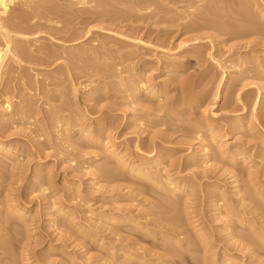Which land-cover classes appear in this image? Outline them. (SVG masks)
I'll return each instance as SVG.
<instances>
[{"label": "rangeland", "instance_id": "rangeland-1", "mask_svg": "<svg viewBox=\"0 0 264 264\" xmlns=\"http://www.w3.org/2000/svg\"><path fill=\"white\" fill-rule=\"evenodd\" d=\"M64 1H58L60 8L56 6L59 10L56 6L50 10L47 9L50 12L45 11L46 14L41 15L44 16L42 21L40 18L30 21L28 14L31 13L29 11L25 13L27 11L19 5L12 6L8 14L9 18L16 17L14 20L16 22L13 21V23H18L19 26L23 24L22 26L25 25V27L32 26L40 19L38 22L42 23L43 29L41 27L33 29L32 32L29 31L30 34L23 32L25 35H22L25 37L28 35V39H22V41L18 38L12 46L13 48L23 46L26 50H30H28L29 53L25 50L16 62L9 58L6 61V67L4 65L1 70L4 74V84L0 88L7 92L12 104L11 112L12 107L16 110L17 106L20 109H17L18 111L22 112L24 107L28 111L24 108L22 116L25 118L21 120L22 122L20 121V126L7 128L4 131L6 135L2 137L3 141H10L3 143L2 146L7 153L5 150L0 151V209L3 207L7 209V211L3 209L5 213L0 216V222L7 221L5 225H0V246L7 247L0 249V263L7 264L11 260L14 264H19L20 261L23 264H126L127 262L142 264L140 260H131L133 263L129 261L124 254L128 252L144 258L147 264H179L181 260H185L183 264H201V260L203 261L205 257L202 255L201 251H203V253L209 252L205 254L209 257L208 259H212V261L209 260L210 264H234V262L264 264V248L254 254L252 253L254 245L246 249L241 248L240 245L237 246L240 241H243L239 235L244 232L246 236L251 231L247 228L248 224L242 225L243 218L247 223L254 222V226L262 230L264 235V22L260 19H253L254 21L250 19L252 22L250 27L249 22L245 24L243 20L244 24L241 20L236 22L219 19L216 25L209 23L211 28L189 32L182 30L185 24L172 27L166 23H157L155 20L148 21L145 17L146 12L140 15L137 8L139 5L137 2L144 0H135L137 2L128 0L129 4L133 2L130 5L127 4V0H107L108 2L90 0L93 4L89 3L88 6H82L79 0ZM122 4L125 6V11ZM209 6L212 8L213 3ZM68 7L72 8L68 10ZM132 7L136 8L135 12H133L135 8L132 9ZM246 7V3L239 6L244 16L250 15L253 11ZM21 8L23 10H20ZM84 9L87 10L83 11ZM99 9L104 10V13ZM106 10L110 13L108 14ZM131 11L135 14L139 12L138 15L134 14L138 22L134 18V20L130 19V16H133ZM121 14L125 15L126 19ZM85 15L89 18L87 19ZM119 15L120 19L117 18ZM142 15L147 19L144 18L146 21ZM83 16L88 21L82 18ZM97 16H101L100 19ZM137 17H142L144 21ZM212 17L215 16L212 15ZM94 18H97L94 20L96 22H93ZM24 19L26 22L29 21L26 23ZM81 19L89 24L82 22ZM89 20H92V23ZM224 20H228V24ZM238 21L242 23V27ZM254 22L257 25H254ZM238 24L243 29L242 33L239 32L241 29ZM232 25L233 28L238 27L233 31ZM254 26H258L257 28L263 26L256 29L260 33L254 29L256 28ZM218 27L223 29L219 31ZM243 27L249 29L244 30ZM136 28L139 29L136 31L140 32L139 34H134ZM238 28L241 34L235 33ZM162 29L166 35L171 36H169L171 44L163 45L156 40ZM34 30L38 31L34 32ZM12 34L14 37H20L15 32ZM130 35H136L137 39L142 38L144 43L133 42L136 36L132 37L133 39L130 37L128 41L127 36ZM196 37L199 40L190 42L189 45L179 49L181 42ZM130 40L133 43H130ZM2 43L3 40L0 41L3 47ZM29 44L33 45L32 48H29L31 47ZM39 47H45L47 53L53 52L54 57L51 56L47 63L43 62L40 57L46 56L36 51ZM174 49L178 52L176 55L171 54V50ZM135 51L151 61L141 67L136 66L137 73L146 75L145 79L149 80V82L146 81L148 82L145 85L146 89H154L151 96L141 92L138 96L130 94L131 96L128 97L127 87L131 85L130 83L133 84L135 78L130 81L132 75L128 72H123L120 75L121 78H117L115 74L118 69H123L131 62L137 61L130 57L131 60L125 62L126 65L122 62L125 60L122 59L123 55L129 52L135 57ZM68 52H70L69 55ZM56 57H58L57 61H55ZM79 57L82 59L79 60ZM75 58L78 59L79 65L69 62V59L76 60ZM160 59L164 63L167 59L178 60L183 66L175 72L166 73V70L163 71L158 64ZM119 60L121 62H118ZM139 64L142 65L141 62ZM179 81L183 84L181 85ZM5 82L6 89L2 88L6 85ZM123 94L126 97H123ZM94 98H97V101ZM2 101L4 97L0 98V111L3 110ZM92 105L96 106L94 110ZM143 116L145 119L142 118ZM99 127L105 134L102 135ZM207 129L210 132H206ZM198 131L199 134L208 133L207 135L212 132V136L215 135L217 138L215 136L214 138L217 140L226 141L227 145H223L228 151L237 154L242 150L244 156L238 155L236 161L233 159L234 162L228 159L223 160L216 153L215 156V151L213 152L209 147L210 143L216 145L217 140L210 135L209 138H212L208 139L211 142L205 139L208 136L204 138L202 135L203 137L197 138L195 132ZM159 134L172 139L168 138L170 142L162 144L170 149L168 155L171 154V157L168 167V161L165 160L167 162L163 170L165 172H162L164 179L161 180L164 182L174 180L175 184H183L185 188L184 194L179 195L180 199L174 196L177 200L172 198L173 201H180V204L182 199V205L179 206L177 203V206L173 205L176 207V212H173L172 206L169 207L171 211L169 209L168 211L167 207L163 210L159 204L157 206L159 201H155L156 194L147 193V189L151 186L149 188L151 190L153 184L137 179L118 162L122 157L128 162H140V154L149 157L152 153L150 142L151 140L160 141ZM106 145L111 146V151H115L120 157H111ZM161 147L159 146L155 151H160L159 154L165 157L163 154H167L169 150ZM205 148H208L209 152L205 151ZM206 153L212 155L208 154V156ZM206 160L208 162H205ZM191 162L197 165L192 166ZM104 169L108 170L105 171L109 175H112L110 169L115 172L118 170V174L104 175ZM204 171L208 174L205 178L202 174ZM119 172L122 173L119 174ZM247 176H249L248 179ZM172 186L174 187V184ZM139 188H142L144 193L137 191ZM164 194L170 195L164 192L163 197L162 195L158 197L162 199L165 197L164 200H168ZM217 194L219 195L216 196ZM154 201L156 205L151 204ZM13 205L22 210V218L17 216L18 213L14 214L6 208ZM220 205L224 206H221L224 211ZM122 209H129L132 214L129 215L135 218L137 223H141L144 229L134 223L108 221L112 213H119ZM186 210L192 213L189 219H187L189 216H185L188 215ZM177 218L180 222H183L181 219L185 220V218L195 222L190 226L184 223L186 220L183 222V227L185 225L186 229H182L184 234H177V237L181 239V241L178 239L181 242L179 244L169 237L162 238L159 235L155 237L145 230L147 228L159 231L157 229L159 227L155 226L157 224L154 225L151 222L155 219H164V221L160 220L164 224L170 223L173 219L172 221L176 220V222L171 221V223L177 226ZM195 225H198L197 228H194ZM230 226H233V229ZM10 228L15 233L12 231L9 233ZM199 230L198 235L203 236L204 243L208 242L206 246L203 245L206 248L200 246L199 239H195L198 238L196 233ZM9 234L13 235L9 237ZM195 235L197 237H194ZM12 237L16 241L12 242L14 240ZM188 238L193 241L190 239L187 242ZM260 241L259 243L264 247L263 242ZM170 242L172 246H169ZM193 243L196 247L191 246ZM9 245L12 248L9 249ZM178 245L183 246L182 249L185 248L184 256L181 253L182 249L179 251L180 248H177ZM175 246L176 248H172V251L177 249L179 258L181 255L182 257L174 258L173 263L171 261L173 258H169L171 255L168 253L171 251L170 248ZM195 249H199L201 254L199 252L195 254ZM224 252H226L225 257ZM191 253L197 255L195 258L200 263H196L194 259L195 262L190 261ZM208 254L211 255L208 256ZM227 255L234 256L233 262L227 260L228 262L224 263L223 259L226 260ZM12 256L15 258L12 259ZM3 259L6 261H2Z\"/></svg>", "mask_w": 264, "mask_h": 264}, {"label": "bare ground", "instance_id": "bare-ground-1", "mask_svg": "<svg viewBox=\"0 0 264 264\" xmlns=\"http://www.w3.org/2000/svg\"><path fill=\"white\" fill-rule=\"evenodd\" d=\"M58 1L59 0H0V41H2L3 40V43L2 44H4V46L2 47L1 45H0V86L2 85V84H4V80H3V73L1 72V70H3L2 68H4V65H5V67H6V61L10 58L11 60H15L14 62H16V61H19V60H17V59H19L20 57H21V55L24 53V51L26 50L23 46H18V47H15V48H13V46H12V44H13V42L16 40V39H18V40H27L28 38V35L25 37V36H23L22 34H24L23 32H28L29 33V31H31L32 32V30L33 29H37V28H39V27H43V25H42V23H40V22H38L40 19V21H42V19L44 18V16H41L45 11H47V12H50V11H48L47 9H49L50 10V8H54L56 5L58 6ZM62 1V0H61ZM64 1V0H63ZM66 1H68V0H66ZM71 1V0H70ZM92 1V0H91ZM90 0H79V3L80 4H82V6L83 5H89V3H91V4H93L92 2H91ZM107 1V0H106ZM105 1V2H106ZM110 1V0H109ZM125 1V0H124ZM124 1H122V2H124ZM128 1V0H127ZM130 1V0H129ZM129 1H128V3L127 4H129ZM133 1V0H132ZM135 1V0H134ZM65 2V1H64ZM76 2H78V1H76ZM102 2V1H101ZM108 2V1H107ZM113 1H111V3H112ZM121 2V1H120ZM121 2V3H122ZM135 2H137V1H135ZM63 3V2H62ZM68 3V2H67ZM111 3H109V4H111ZM121 3H119V4H121ZM133 3V2H132ZM132 3H130V4H132ZM138 4H136V5H138L137 6V8L139 9V11H140V15H141V13L142 12H146L145 13V17H147L148 18V21H151V20H155L157 23H166V24H169V26H180V25H182V24H185L183 27V29L182 30H184V31H197V30H203V29H206V28H211L210 27V22H212V23H216V21L217 20H219V19H228L229 21L230 20H235L236 22H237V20H241V22H242V20H243V22H245V24L247 23V22H249V26L251 27V25H250V23H252L251 21H250V19L252 20V21H254L253 19H260V21L262 20L263 22H264V0H242V1H238V0H144V1H141V2H137ZM200 3H202V4H200ZM212 4L213 3V6L215 7H213L212 6V8H214V10L212 9V8H210V6H209V4ZM243 3H246L247 4V7H249L250 9H252L253 11L251 12V14L250 15H245L244 16V13H243V10L241 11V10H239V6L240 5H242ZM72 4H73V2H72ZM76 4V3H75ZM109 4H107V5H109ZM116 4V3H115ZM129 4V5H130ZM134 4V5H135ZM15 5H19L20 7H22L23 9H24V11L26 10L27 12H25V13H28V11L32 14H28V15H30L28 18H29V20L31 21V20H36V18H40V19H38V21L37 22H35L32 26H29V27H25V25L24 26H19V24L17 25L16 23H13V21L14 20H16V17H13L12 15H10V16H12V18H9V16H8V14H9V11H10V9H11V7L12 6H15ZM96 5H98V4H96ZM112 5V4H111ZM114 5V4H113ZM123 5V4H122ZM121 5V6H122ZM124 5H125V3H124ZM123 5V6H124ZM57 6H56V8H57ZM68 6V5H67ZM76 6V5H75ZM100 6V5H99ZM103 6V5H102ZM119 6V5H118ZM120 6V7H121ZM133 6V5H132ZM171 6V7H170ZM244 6H245V4H244ZM59 7V6H58ZM76 7H78V6H76ZM90 7V6H89ZM89 7H88V9H89ZM92 7H94L93 5H92ZM91 7V8H92ZM96 8H97V6H95ZM116 8H117V6H115ZM127 7V6H126ZM129 7V6H128ZM222 7V8H221ZM229 7V8H228ZM246 7V8H247ZM20 9V10H23V9ZM55 8V9H56ZM60 8V7H59ZM59 8H57L58 10H59ZM69 8L70 7H68V10H69ZM72 8V7H71ZM70 8V9H71ZM80 8V7H79ZM84 8V7H83ZM90 8V9H91ZM100 8V7H99ZM102 8V7H101ZM109 8V7H108ZM113 8V7H112ZM125 8V6L123 7V9ZM135 8V7H134ZM133 7H132V9H134ZM176 8H177V10H176ZM216 8H218V10L219 9H222V10H225L224 12H219ZM233 8V9H232ZM51 9V10H52ZM66 9V8H65ZM75 9V8H74ZM78 9V8H77ZM119 9H121V8H119ZM130 10H131V7L129 8ZM137 9V10H138ZM179 9V10H178ZM212 9V10H211ZM57 10V11H58ZM67 10V11H68ZM76 10V9H75ZM74 10V11H75ZM81 10V9H80ZM85 10H87V9H84L83 11H85ZM96 10V9H95ZM94 10V11H95ZM101 9H99V11H100ZM231 10V11H230ZM54 11V10H53ZM53 11H51V13L53 12ZM96 11H98V10H96ZM104 11V10H103ZM102 10L100 11V12H103ZM107 11V13H108V10H106ZM124 11H125V9H124ZM129 11V10H128ZM136 11V8H135V10L133 11V12H135ZM23 12V11H22ZM56 12V11H55ZM75 12H77V11H75ZM82 12V11H81ZM88 12V11H87ZM90 12V11H89ZM93 12V11H92ZM113 12V11H112ZM114 12H115V10H114ZM113 12V13H114ZM130 12V11H129ZM132 12V11H131ZM132 12V13H133ZM247 12V11H246ZM57 13H59V14H61L60 12H57ZM56 13V14H57ZM74 13V12H73ZM77 13H79V12H77ZM85 13V12H84ZM95 13V12H94ZM104 13V12H103ZM106 13V15H108ZM117 13H119V12H117ZM117 13H115V14H117ZM121 13H123V12H121ZM125 13H127V12H125ZM137 14H135V13H133L132 15L133 16H130V19H132V20H134V19H136L135 17H134V14L135 15H138L139 14V12H136ZM46 13H44V15H45ZM53 14V13H52ZM51 14V15H52ZM55 14V15H56ZM66 14H68V12L66 13ZM71 14H72V12H71ZM80 14V13H79ZM85 14H89V13H85ZM90 14H92L91 12H90ZM98 14H99V12H98ZM112 14V13H111ZM128 14V13H127ZM47 15H49V14H47ZM70 15V14H69ZM73 15V14H72ZM82 15H84V14H82ZM105 15V14H104ZM122 15V14H121ZM129 15H131V13L129 14ZM139 15V16H140ZM212 15H214L215 17H212ZM52 16H54V15H52ZM56 16H58L59 17V15L57 14ZM87 15H85V17H86ZM92 16V15H91ZM90 16V17H91ZM94 16V15H93ZM109 16H111V15H109ZM123 17L125 16V15H122ZM127 16V15H126ZM143 16V19L145 18L144 17V15H142ZM47 18H48V16H46ZM45 17V18H46ZM71 17V16H70ZM75 17H76V15H75ZM78 17H79V15H78ZM85 17L83 16L82 18H84L85 19ZM94 17H96V16H94ZM99 16H97V18H98ZM101 17V16H100ZM100 17H99V19H100ZM114 17V16H113ZM243 17V18H242ZM251 17H253V18H251ZM18 18V17H17ZM66 18H68V17H66ZM80 18V17H79ZM89 18V16H87V19ZM93 18V17H92ZM96 18V19H97ZM112 18V17H111ZM118 19H120L121 17H120V15L117 17ZM117 18H115V19H117ZM125 19H126V17H124ZM134 18V19H133ZM137 18H140V17H137ZM19 19V18H18ZM21 19V18H20ZM54 19V18H53ZM52 19V22L55 20H53ZM75 18H73V20H74ZM83 19V20H84ZM87 19H85V20H87ZM95 18L93 19V22H96V21H94V20H96ZM114 19V18H113ZM114 19V20H115ZM117 19V20H118ZM128 19H129V16H128ZM127 19V20H128ZM140 19H142V17L140 18ZM142 19V20H143ZM146 19V18H145ZM144 19V20H145ZM29 20H27V22L29 21ZM47 20V19H46ZM49 20V19H48ZM47 20V21H48ZM72 20V19H71ZM71 20H69V21H71ZM72 20V21H73ZM113 20V21H114ZM141 20V21H142ZM143 20V21H144ZM147 20V19H146ZM145 20V21H146ZM227 20V21H228ZM244 20H246V21H244ZM12 21V22H11ZM24 21L26 22V20L24 19ZM57 21V20H56ZM66 21V20H65ZM81 21H82V19H81ZM88 21V20H87ZM90 22L92 21V20H89ZM140 21V20H139ZM155 21H154V23H155ZM213 21H215V22H213ZM223 21V20H222ZM227 24H228V22L226 21V20H224ZM234 21V22H235ZM259 21V22H260ZM14 22H16V21H14ZM23 22V21H22ZM25 22H24V24H25ZM26 22V23H27ZM45 22V21H44ZM44 22H43V24H44ZM49 22H51V21H49ZM82 22H85V23H87L86 21H82ZM136 22H138V20L136 19ZM219 22V21H218ZM224 22V23H225ZM233 22V21H232ZM231 22V23H232ZM238 22H240V21H238ZM240 22V24H238V26L240 25L241 27H242V23ZM262 22V23H263ZM47 23V22H46ZM56 23V22H55ZM58 23H59V21H58ZM92 23V22H91ZM210 23V24H209ZM230 23V22H229ZM258 23V22H257ZM87 24H89V23H87ZM235 24V23H234ZM233 24V25H234ZM237 24V23H236ZM235 24V25H236ZM244 24V23H243ZM254 25H257L256 24V22H254L253 23ZM29 25V24H28ZM30 25H31V23H30ZM46 25V24H45ZM48 25V24H47ZM158 25V24H157ZM216 25V24H215ZM222 25V24H221ZM226 25V24H225ZM229 25H231V24H229ZM233 25H232V27H231V29L233 28ZM223 26H224V24H223ZM227 26V25H226ZM225 26V27H226ZM238 26H234V28H236V27H238ZM239 26V27H240ZM244 26V25H243ZM258 26H259V23H258ZM258 26H254V27H256V28H254L255 30L256 29H260L261 27H263V26H261L260 28H257ZM44 27H46V26H44ZM50 27V26H49ZM221 27V26H220ZM241 27H240V29H241ZM248 27V26H247ZM246 27V29L244 28V30H248L249 28H247ZM186 28V29H185ZM227 28H228V26H227ZM234 28H233V31H234ZM43 29V28H42ZM138 28H136L135 29V31H134V34L135 33H140V32H136V31H138L137 30ZM223 28H219L218 27V30L220 31V30H222ZM230 29V28H229ZM252 29V28H251ZM263 29V28H262ZM262 29L260 30V31H262ZM40 30V29H39ZM237 31L235 32V33H237V34H241L242 32V30L243 29H241L240 31H239V28L238 29H236ZM36 30H34V32H35ZM38 31V30H37ZM36 31V32H37ZM88 31H90V30H88ZM167 31V30H166ZM241 32V33H239V32ZM257 32H259V30H256ZM13 32H15V33H17L18 35H20V37H14L13 36ZM33 32V33H34ZM159 32H161L160 33V35L158 36L159 37V39H158V37H156V40L157 41H160L163 45H168V44H171V41L169 40V38L171 37L170 35V37L168 36V35H166V33L164 32V29H162V30H160ZM168 32V31H167ZM170 33H171V30L169 31ZM260 33V32H259ZM262 33V32H261ZM30 34V33H29ZM22 35V36H21ZM25 35V34H24ZM122 35V34H121ZM158 35V34H157ZM125 35H123V37H124ZM136 36V35H135ZM135 36H133V35H130L129 37L127 36V38H128V41H129V39H131L132 37H135ZM161 36H162V38H161ZM131 37V38H130ZM138 37L136 36V38L135 39H133L132 41L133 42H136V44H137V42H143V40H141L140 38L139 39H137ZM22 40V41H23ZM197 40H199V38H192V39H189V40H185V41H183V42H181L180 43V46H178L179 47V49L182 47L183 48V46H185V45H189V43L190 42H193V41H197ZM17 41V40H16ZM131 41V40H130ZM130 42V43H133V42ZM17 43V42H16ZM144 43V42H143ZM18 44V43H17ZM20 45H21V42H20ZM30 45V44H29ZM42 45H44V44H42ZM31 46V45H30ZM33 46V45H32ZM32 46L31 47H29V48H32ZM41 46V45H40ZM170 46V45H169ZM28 47V46H27ZM163 47V46H162ZM172 48V47H171ZM176 49V48H175ZM171 50L172 52H171V54H173V55H176L178 52L176 51V50ZM178 49V48H177ZM29 50V49H28ZM28 50H26L25 52H28L29 53V51ZM48 50V49H47ZM53 50V49H52ZM36 51H38L39 53H41V54H44L46 57H40V59L41 60H43V62H45V63H47V61L49 60V58H51V56L52 57H54V54H53V52H51V53H47V51H46V48L44 47V48H42V47H39V48H37L36 49ZM50 51V50H49ZM168 51H170V50H168ZM189 51V50H188ZM130 53H132L131 51H129ZM128 52V54L127 55H123L122 56V59H125L124 61H122L123 62V64L125 63V62H127L128 60L130 61L131 59H130V57H133V59L134 60H137V61H135V62H131L130 64H128V65H126V63H125V68L123 67V69H118V72L117 73H115V74H117V78L118 77H120V75L123 73V72H128V73H130L132 76H131V78H130V81H132L134 78H135V80H133V84L132 83H130L131 85L129 86V87H127V94H128V97H130L131 95L130 94H132V95H136V96H138L141 92L142 93H144V94H148V95H150L151 96V94H152V92L154 91V89L153 90H147L146 89V87H145V85H147V83L149 82V80L147 79H145V77L144 76H146V75H144V76H142V75H139L137 72H138V67H136V66H144V65H147L148 63H150L151 61L150 60H148V59H146L145 58V56L143 57V56H140V55H138L137 54V52L135 53L136 54V56L134 57L133 56V54H130ZM61 53H62V55H63V51H61ZM73 52H71V54H72ZM57 54V53H56ZM67 54V53H66ZM70 54V52H68V55ZM76 55H78L77 53H75ZM58 55H60L59 53H58ZM57 55V56H58ZM67 55V56H68ZM73 55V54H72ZM96 55V54H95ZM71 56V55H70ZM79 56V55H78ZM138 56H140V58L138 59ZM29 57H30V55H29ZM28 57V58H29ZM63 57V56H62ZM73 57V56H72ZM95 57V56H94ZM39 58V57H38ZM58 57H56V60L55 61H57L58 59H57ZM65 58V57H64ZM76 58H78L77 56H76ZM75 58V59H76ZM92 58H93V56H92ZM96 58V57H95ZM60 59H61V57H60ZM82 59V58H81ZM80 59V57H79V60H81ZM101 59V58H100ZM121 59V60H122ZM127 59V60H126ZM132 59V60H133ZM214 59V58H213ZM215 59H216V57H215ZM26 60V59H25ZM40 60V61H41ZM66 60H67V58H66ZM89 60H91V59H89ZM93 61V60H92ZM95 61H97V60H95ZM49 62V61H48ZM69 62H72V63H74V64H76L77 62H78V59H76V60H73V59H69ZM118 62H121L120 60L118 61ZM117 62V63H118ZM139 62H141L142 63V65H140L139 64ZM160 62H161V64H160ZM20 63V62H19ZM51 63V62H50ZM80 63V62H79ZM220 63V62H219ZM78 64V63H77ZM159 66L161 67V68H163V71H165L166 70V73L167 72H169V71H171L170 73H172V72H175V71H177L178 69H181L182 68V62L181 61H176V60H173V59H167V61L165 60V63L160 59L159 60ZM183 64H184V62H183ZM79 65V64H78ZM121 65V64H120ZM119 66V64L117 65V67ZM139 67V68H140ZM99 68V67H98ZM184 68V67H183ZM101 70V69H100ZM117 70V69H116ZM150 70V69H149ZM102 71H103V69H102ZM8 72V71H7ZM146 72V71H145ZM179 72V71H178ZM103 73V72H102ZM114 73V72H113ZM112 74V73H111ZM110 74V75H111ZM114 74V75H115ZM125 74V73H124ZM129 74V75H130ZM142 74V73H141ZM147 74V73H146ZM10 75V74H9ZM113 76V75H112ZM142 76V77H141ZM7 77V76H6ZM10 77V76H9ZM114 77V76H113ZM121 78V77H120ZM175 78V77H174ZM173 78V79H174ZM179 78V77H178ZM5 79V78H4ZM9 79V78H8ZM8 79H7V81H8ZM24 79V78H23ZM124 79V78H123ZM122 79V80H123ZM129 79V78H128ZM175 79H177V78H175ZM6 80V79H5ZM121 80V81H122ZM180 80V79H179ZM183 80V79H182ZM24 81V80H23ZM126 81H128V80H126ZM126 81H124L125 83H126ZM129 81V82H130ZM146 81H148V82H146ZM9 82V81H8ZM122 83V82H121ZM128 83V82H127ZM179 83H180V81H179ZM186 83V82H185ZM5 84H6V82H5ZM30 84V83H29ZM124 84V83H123ZM181 84V83H180ZM179 84V85H180ZM183 84V83H182ZM181 84V85H182ZM187 84V83H186ZM178 85V86H179ZM5 86H7V84L6 85H4V86H2V88H5ZM117 86V85H116ZM121 86V85H120ZM125 86V85H124ZM185 85H183V87H184ZM187 86V85H186ZM189 86H191V85H189ZM188 86V87H189ZM126 87V86H125ZM182 87V86H181ZM117 88V87H116ZM179 88H180V86H179ZM1 89V88H0ZM6 89V88H5ZM124 89V88H123ZM122 89V90H123ZM2 90V89H1ZM4 90V89H3ZM0 91V98H3L4 97V101H2L3 102V110H1L0 111V130L1 131H3L2 133H0V151H4L5 149L2 147L3 146V143H5V142H9V141H3L2 140V137L3 136H5L6 134H5V130L7 129V128H9V127H18V125L20 126V123L23 121L22 119H24L25 117L24 116H22L23 114V110H24V108H23V110H22V112L21 111H18V110H20V109H18V106H17V109L16 110H14L13 109V107H12V112H11V102H10V100H9V97H8V95H7V92L5 91ZM119 90V89H118ZM118 90H117V94H119L118 93ZM126 90V89H125ZM125 90H124V92H125ZM147 90V91H146ZM183 90V89H182ZM187 91V90H186ZM9 92V91H8ZM95 92V91H94ZM184 92V91H183ZM88 93H89V91H88ZM123 93V92H122ZM126 93V92H125ZM181 93V92H180ZM188 93V92H187ZM116 94V95H117ZM125 94H123V97H126V95L124 96ZM130 95V96H129ZM155 96V95H154ZM122 97V98H123ZM134 97V96H133ZM160 97V96H159ZM158 97V99H160ZM191 97V96H190ZM21 98H22V96H21ZM196 98V97H195ZM195 98H193V99H195ZM11 99V98H10ZM93 99V98H92ZM91 99V100H92ZM95 99V98H94ZM139 99V98H138ZM198 99V98H197ZM22 100H24V99H22ZM26 100V99H25ZM96 101H97V98L95 99ZM144 100H146V99H144ZM99 102V101H98ZM192 102H194V101H192ZM22 103H24V101L22 102ZM21 103V104H22ZM95 103V102H94ZM97 103V102H96ZM134 103H136V102H134ZM20 104V105H21ZM133 104V103H132ZM176 104V103H175ZM19 105V106H20ZM94 105H97V104H94ZM94 105H92L91 107L93 108V110L95 109V107H94ZM177 105H178V103H177ZM174 106H176V105H174ZM1 107H2V105H1ZM16 108V107H15ZM25 110H26V108H25ZM24 110V111H25ZM26 111H28V110H26ZM51 111V110H50ZM176 111V110H175ZM174 111V112H175ZM171 111L169 110V113H170ZM173 112V111H172ZM173 112V113H174ZM29 113H30V111H29ZM172 113V114H173ZM26 114H28V112H26ZM50 114V113H49ZM51 114H52V112H51ZM50 114V115H51ZM176 114V113H175ZM174 114V115H175ZM170 115H171V113H170ZM27 117V116H26ZM141 118V117H140ZM142 118H144L145 119V117L143 116ZM22 120V121H21ZM98 120H100V119H98ZM140 120H142L143 121V119H140ZM21 121V122H20ZM99 122V121H98ZM19 123V124H18ZM164 123V122H163ZM162 123V124H163ZM166 124V123H165ZM170 124H172V123H170ZM239 124V123H238ZM164 125V124H163ZM168 125H169V123H168ZM241 125V124H240ZM166 126H167V124H166ZM194 126H195V124H194ZM194 126H192L193 128H194ZM199 126V125H198ZM213 126V125H212ZM196 127V126H195ZM201 127V126H200ZM203 127V126H202ZM100 128V130L102 129L101 127H99ZM106 128H108V127H106ZM197 128V127H196ZM195 128V129H196ZM210 128V127H209ZM237 128V127H236ZM10 129V128H9ZM97 129H98V127H97ZM99 130V129H98ZM103 130H104V128H103ZM108 130V129H107ZM198 130V129H197ZM204 130H205V128H204ZM209 129H207V131L206 132H210V131H208ZM0 131V132H1ZM94 131H97V130H94ZM188 131H190V129H188ZM202 131H203V129H202ZM100 132H102V130L100 131ZM213 132H214V130H213ZM195 133H197V135H196V137L197 138H201V136L203 135L204 136V138H205V136H208V137H206L205 139L206 140H209L210 138H212L213 137V139L214 140H217L216 138H214V136H212V132L211 133H209V135L210 136H212V137H210L209 138V135H207L206 133H200L199 134V131L198 132H195ZM103 134H105V133H103L102 132V135ZM97 135V134H96ZM101 135V136H102ZM202 136V137H203ZM93 137V136H92ZM263 137V136H262ZM94 138V137H93ZM98 138V137H97ZM106 138V137H105ZM158 138L160 139V141L158 140V142L157 141H152L151 140V144H150V148H151V151H152V153L149 155V157H144L143 155H139L140 156V162L139 161H132V162H128V160H124V158L122 157V158H119L120 156H119V154L118 153H116L115 151H111V146L110 147H108L107 145V147L106 146H104V147H106L107 149H108V152L110 153V156L112 157H115V158H119V163L122 165H120L121 167H123L124 166V168H127L128 169V171L132 174V175H134L135 177H137V179L139 178V179H141V180H146V182L148 181V182H150V183H152L153 185V187H152V189L150 190L149 188L151 187L150 185V187L147 189L148 190V192L147 193H149V192H151V193H153V195L154 194H156V199H155V197L153 196V195H151V196H153V198L155 199V201L157 200V201H159V202H157V206H158V204H159V207L160 208H163V210L167 207V210L169 209L170 210V206H172V207H174V210H175V206H173L174 204L177 206V204H179V206L180 205H182V199H181V204H180V201H176L177 199L176 198H179V195L180 194H184V192H185V188H184V186H183V184L181 185V184H175V182H174V180H167V181H162L161 179H164L163 178V173L162 172H165V171H163V170H165V163H167V162H165V160L166 161H168V163H167V167L169 166L168 164L170 163L169 161H170V157H171V154L170 155H168L169 153H170V149H168V148H166L165 146H163L162 144L164 143V144H166V142H170V141H168L167 139L169 138V137H167V136H163V135H161V134H159L158 135ZM209 138V139H208ZM96 139V138H95ZM169 139H171V137L169 138ZM100 140V139H99ZM106 139H104V141H105ZM172 140V139H171ZM213 140V141H214ZM94 141V140H93ZM96 141V140H95ZM210 141V140H209ZM208 142V141H207ZM211 142V141H210ZM209 142V143H210ZM208 143V144H209ZM211 144V146H212V148H211V146L210 145H208V146H210L209 148L211 149V150H213V152H214V155H215V153H216V155H220V157L221 158H223V160L224 159H228V160H232L233 162H234V160L236 159V157L238 156V155H243L244 154V152L241 150V152H237V154H234L233 152H230V151H228L227 149H226V145H227V143H226V141L225 140H217V142H216V145H213V143H210ZM223 144H225V146L223 145ZM159 146H162L161 148H166V150H169L168 151V153L167 154H163V155H165V157L164 156H161L160 154H159V152H157V151H155V150H157V148L159 147ZM207 146V145H206ZM215 146V147H214ZM218 147V148H217ZM216 148V149H215ZM2 149V150H1ZM141 149V148H140ZM206 149V150H205ZM204 150L205 151H207L208 150V148H205ZM242 149V148H241ZM162 150V149H161ZM216 150H218V151H216ZM107 151V150H106ZM139 151H141V150H139ZM5 152L7 153V151L5 150ZM207 152H209V150L207 151ZM1 153V152H0ZM9 153V152H8ZM140 153V152H139ZM141 153H142V151H141ZM172 153V152H171ZM5 154V153H4ZM207 154V153H206ZM205 154V155H206ZM208 154H211V153H208ZM207 154V155H208ZM9 155V154H8ZM12 155V154H11ZM212 155V154H211ZM215 155V156H216ZM138 156V155H137ZM209 156V155H208ZM244 156V155H243ZM175 157V156H174ZM202 157V156H201ZM9 158H10V156H9ZM126 158V157H125ZM216 158V157H215ZM219 158V157H218ZM122 159L124 160V161H122ZM168 159V160H167ZM195 159V158H194ZM234 159V160H233ZM115 160V159H114ZM171 160H172V158H171ZM193 160V159H192ZM199 160V159H198ZM238 160V159H237ZM191 161V160H190ZM189 161V162H190ZM236 161V160H235ZM243 161H245V160H243ZM205 162H208L207 160L205 161ZM204 162V163H205ZM40 165V164H39ZM38 165V166H39ZM118 164H116V166H117ZM173 165V164H172ZM175 165V164H174ZM191 165L192 166H196L197 164L196 163H194V162H191ZM105 167V166H104ZM235 167V166H234ZM41 168V167H40ZM39 168V169H40ZM107 168V167H106ZM118 168V167H117ZM123 168V169H124ZM186 168V167H185ZM252 168V167H251ZM109 169V168H108ZM113 169V168H112ZM116 169V168H115ZM121 169V168H120ZM250 169V168H249ZM103 170V169H102ZM101 170V171H102ZM106 169H104V171H105ZM122 170V169H121ZM246 170V169H245ZM106 171H108V170H106ZM104 172V175H107L108 174V172ZM114 171V170H113ZM113 171H111V169H110V172H111V174L112 175H109V176H113V175H117L118 174V170L115 172L114 171V174H113ZM120 171V170H119ZM208 171V170H207ZM103 172V171H102ZM166 172H168V171H166ZM180 172V171H179ZM244 172H246V171H244ZM250 172V171H249ZM106 173V174H105ZM116 173V174H115ZM122 173V172H121ZM120 172H119V174H121ZM166 174V173H165ZM203 178H205V177H207V175L208 174H206V171H204L203 173ZM202 174L200 175V176H202ZM247 174H249V173H247ZM165 176V175H164ZM210 176V175H209ZM108 177V176H107ZM118 177V176H117ZM134 177V178H135ZM248 177L249 176H247V179H248ZM199 178H202V177H199ZM240 179V178H239ZM251 180V179H250ZM251 182V181H250ZM174 184V187L172 186ZM250 184H252V183H250ZM138 185V184H137ZM140 185V184H139ZM191 185V184H190ZM44 186V185H43ZM42 186V187H43ZM142 186V185H141ZM183 186V187H182ZM252 186V185H251ZM143 188H144V186H143ZM191 188V187H190ZM141 191H140V190ZM137 191H139V192H142V193H144L142 190V188H139ZM150 190V191H149ZM188 191V190H187ZM192 191V190H191ZM214 191V190H213ZM170 193V195H172L171 196V198L169 197V196H166L165 194V196L167 197V199L168 200H164L165 199V197H164V199H162L161 197H163V195H162V193ZM150 193V194H151ZM190 193V192H189ZM194 193V192H193ZM159 195H162L161 197H158ZM188 195V194H187ZM190 195V194H189ZM188 195V196H189ZM191 195H193V194H191ZM219 194H217L216 196H218ZM176 197V198H174V197ZM222 196V195H221ZM257 196H259L258 194H257ZM261 196H263V195H261ZM171 199L170 201H169V198ZM187 197V196H186ZM185 197V198H186ZM191 197V196H190ZM161 198V199H160ZM172 198H174V199H176L175 201H173V199ZM189 198V197H188ZM187 198V199H188ZM221 198V197H220ZM159 199V200H158ZM180 199V198H179ZM190 199V198H189ZM264 199V198H263ZM191 200V199H190ZM222 200H224V199H222ZM152 202L151 204H155L156 205V202ZM173 201V202H172ZM184 201V200H183ZM219 202V201H218ZM177 203V204H176ZM185 204H186V201L184 202ZM263 203V202H262ZM153 204V205H154ZM185 204H183V206L185 205ZM218 204V203H217ZM189 205V204H188ZM222 205H225V204H222ZM222 205H220V207L222 206ZM16 206V205H15ZM14 205L13 206H9V207H6V208H8L9 209V211H12V212H14V214H17V216L18 217H20V218H22V213H21V211L22 210H20V209H17V206L15 207ZM217 206V205H216ZM215 206V207H216ZM170 207V208H169ZM186 208H187V204H186V206H185ZM189 207V206H188ZM219 207V206H218ZM219 207V208H220ZM222 207H224V206H222ZM221 207V208H222ZM152 208V207H151ZM220 208V209H221ZM3 209H4V207H3ZM3 209L1 208L0 209V216H3V214L2 213H5V212H3ZM111 209V208H110ZM114 209V208H113ZM116 209V208H115ZM120 209V208H119ZM223 209V208H222ZM7 211V209H4V211ZM168 210V211H169ZM172 210H173V208H172ZM173 210V212H176V210L174 211ZM113 211V210H112ZM160 211V210H159ZM171 211V210H170ZM187 211V210H186ZM223 211H224V209H223ZM229 211V210H228ZM16 212V213H15ZM118 212V211H117ZM165 212V211H164ZM226 212H227V208H226ZM11 213V212H10ZM161 213V212H160ZM166 213V212H165ZM168 213V212H167ZM187 213H188V215H185V216H189V215H191L192 213L189 211H187ZM225 213V212H224ZM230 213V212H229ZM113 214V213H112ZM110 215L109 216V220L108 221H113V222H117V223H134L136 226H139V227H142V229H144L143 228V226H142V224L141 223H137V221H136V219L135 218H133L132 216H130L129 214H131V212H130V210L129 209H122L119 213H115V214H113V215ZM175 214V213H174ZM238 214V213H237ZM132 215V214H131ZM235 215V214H234ZM230 216H233V215H230ZM173 217H174V215H173ZM107 218H108V216H107ZM187 218V217H186ZM185 218V220H186V222H184L185 220H182L181 219V221H183L185 224H189V226L190 225H194L195 224V222H190V221H192V220H187V219H189L190 218V216L186 219ZM233 218V217H232ZM238 218V217H237ZM12 219V218H11ZM168 219V218H167ZM184 219V218H183ZM192 219H193V217H192ZM234 219V218H233ZM239 219H240V217H239ZM244 220L243 221H241V223H242V225L244 224L245 226H246V224H248V229L250 228V230L251 231H249L248 233L249 234H246V236H245V233L244 232H242V234L241 235H239V237L243 240V241H240L239 242V244L238 243H236V244H238L237 246L239 247V245L241 246V248H244V249H246V248H248V246H252V245H254V250H253V252L252 253H254L255 254V252H258V250H260V249H263L264 247H263V245H261V243H259V241L261 240L262 242H263V244H264V235L262 234V230L260 231V229H258L257 228V226H254V222L253 223H251V221H248V223H247V221H245V218H243ZM1 220H2V218H1ZM6 220V219H5ZM9 220V219H8ZM139 220V219H138ZM156 220H158V221H160V220H162V221H164V219H155L154 221H151V222H153V224L155 225V224H157V225H155L156 226V228H157V226L159 227V228H157L159 231H157L156 232V230L155 231H152V230H150V229H145L146 230V232L147 233H149V234H152V235H154L155 237H156V235H159V236H162V238L163 237H165V238H170V239H173V240H175L176 242L175 243H177V244H179V242L181 241V239H179L177 236L179 235V234H184L183 232H182V229L183 230H185L186 228H184L185 227V225H184V227H183V222H180V220L177 218V222L179 223H182V224H180V226H182V227H180L179 226V224L177 223V226H175L174 225V223H171V221L173 220H171L170 221V223H168V224H164V222H162V221H160V222H158V221H156ZM169 220H170V217H169ZM169 220H165V221H169ZM179 220V221H178ZM10 222H11V220H9ZM175 222H176V220H174ZM174 221H172V222H174ZM189 221V222H188ZM7 222V221H6ZM6 222L4 223V222H0V225H5L6 224ZM9 222V223H10ZM9 223H7V224H9ZM111 223V222H110ZM148 223H150V222H148ZM114 224V223H113ZM173 224V225H172ZM231 224V223H230ZM232 224H234V223H232ZM15 224H14V222H13V226H14ZM150 225V224H149ZM10 226H12V225H10ZM17 226V225H16ZM188 225H186V227H187ZM197 226L198 225H195L194 226V228H197ZM233 226H235V225H233ZM233 226H230V228H232L233 229ZM2 227V226H1ZM4 227V226H3ZM147 227V226H146ZM13 228V227H12ZM12 228H10L9 229V233H12L13 232V229ZM235 228V227H234ZM243 228V227H242ZM3 229V228H2ZM16 228H14V230H15ZM201 229V228H200ZM232 229H231V231H232ZM261 229H263L262 227H261ZM5 230V229H4ZM17 230H18V227H17ZM165 230H168V231H165ZM12 231V232H11ZM202 231V230H201ZM234 231V230H233ZM245 232H246V230H244ZM7 232V233H8ZM156 232V233H155ZM188 232V231H187ZM13 233H15V232H13ZM190 233V232H189ZM244 233V234H243ZM178 234V235H177ZM198 234H200V230L199 231H197V233H196V235H198ZM239 234V233H238ZM11 235H13V234H9V237L11 236ZM185 235H186V233H185ZM194 236V237H197V236ZM202 235V234H201ZM190 237V236H189ZM238 237V236H237ZM238 237V239H240ZM8 238V237H7ZM13 238V237H12ZM18 238V237H17ZM164 238V239H165ZM193 238V237H192ZM14 239V238H13ZM180 241H179V240ZM191 238H188V240H187V242H189V240H190ZM195 239H199L200 240V246L202 245H204V246H206L207 245V243H204V240H203V236L202 237H200L199 235H198V238H195ZM9 240V239H8ZM192 241H193V239H191ZM257 240H258V242H257ZM10 241V240H9ZM14 241H16V239H14V240H12V242H14ZM183 241V240H182ZM197 241V240H196ZM260 241V242H261ZM3 242V241H2ZM206 242V241H205ZM1 243V242H0ZM4 243V242H3ZM173 243H174V241H173ZM181 243V242H180ZM195 243V242H194ZM193 243V245H195ZM6 244V243H5ZM177 244H175V245H177ZM191 244V243H190ZM198 244H199V242H198ZM236 244H235V246H236ZM1 245V244H0ZM6 245H8V244H6ZM101 245V244H100ZM103 245V244H102ZM168 245V244H167ZM167 245H166V248H167ZM173 244H171V242H170V244H169V246H172ZM182 245H185V244H183L182 243ZM181 245V246H182ZM188 245V244H187ZM193 245H191L192 247H196V245L195 246H193ZM179 246V245H178ZM203 246V247H204ZM209 246V245H208ZM103 247V246H102ZM107 247V246H106ZM185 247V246H184ZM198 247H199V245H198ZM202 247V248H203ZM1 248H3L2 246H0V249ZM7 247L5 246V248H3V249H6ZM10 248H12V247H10V245H9V249ZM104 248V247H103ZM172 248H176V246L175 247H171L170 248V253H168V254H170L171 256H169V258L171 257V258H173L171 261L173 262L174 261V258H176V257H178L179 258V255L180 254H178L177 252L178 251H176L175 249L172 251ZM177 248H180L179 249V251L183 248V246L182 247H177ZM201 248V249H202ZM204 248H206V247H204ZM203 248V249H204ZM113 249V248H112ZM111 249V250H112ZM126 249V248H125ZM185 249V248H184ZM184 249H182V254L184 253L183 252V250ZM194 249V248H193ZM192 249V251L194 252V250ZM209 249V248H208ZM2 250V249H1ZM108 250V249H107ZM110 250V249H109ZM167 250V249H166ZM186 250L188 251V247L186 248ZM196 250V249H195ZM199 250V249H198ZM198 250H196L195 251V254L197 253V252H199ZM114 251V250H113ZM169 251V250H168ZM191 251V250H190ZM201 251V250H200ZM208 251V250H207ZM264 251V250H263ZM118 252V251H117ZM134 252V251H133ZM167 252V251H166ZM202 252V255L203 256H205L204 257V259L201 257V259H203V261L201 260V264H210L209 263V260L210 259H208L209 257H206V254L207 253H209V252H205V253H203V251H201ZM122 253V252H121ZM120 253V254H121ZM200 253V252H199ZM212 253V252H211ZM225 253V254H224ZM223 254V256L225 257L226 256V252H224ZM12 254V253H11ZM124 254H125V256L129 259V261H135V260H140V262H142V264H147L146 262H144V258L142 259V257L140 258V256L139 255H137V254H135V253H128V252H124ZM167 254V255H168ZM190 254V253H189ZM194 253H191V257L192 258H190V259H188V260H190V261H193V262H195L194 260H196V256L197 255H193ZM201 254V253H200ZM205 254V255H204ZM112 255V254H111ZM199 255V254H198ZM209 255H211V254H208V256ZM124 256V257H125ZM183 256H184V254H183ZM201 256V255H200ZM228 257L226 258V260L225 259H223L224 260V263H225V261L226 262H228L227 260H231V262H233V258H234V256L232 255H227ZM182 257V255L180 256V258ZM188 257H190V256H188ZM14 258H15V256H14ZM13 258V256H12V259H14ZM18 257H16V259H17ZM22 258V257H21ZM20 258V259H21ZM24 258V257H23ZM117 258V257H116ZM179 258V259H180ZM184 258V257H183ZM186 258V257H185ZM184 258V259H185ZM200 258V257H199ZM214 258V257H213ZM2 259V258H1ZM8 259V258H7ZM194 259V260H193ZM198 259V258H197ZM18 260V259H17ZM17 260H16V262H17ZM22 260V259H21ZM127 260V259H126ZM169 260V261H170ZM2 261H6V260H2ZM24 261V260H23ZM131 261V262H132ZM170 261V262H171ZM182 262L183 261H185V260H181ZM181 261H179V262H181ZM189 261V262H190ZM198 260H196V263H200V262H197ZM210 261H212V259L210 260ZM9 262H11V260H9ZM8 262V263H9ZM171 262V263H172ZM177 262V261H176ZM181 262V263H182ZM5 263V262H4ZM3 263V264H4ZM7 263V264H8ZM23 264V262H19V264ZM128 264H130L129 262H127ZM126 263V264H127ZM133 263V262H132ZM135 263V262H134ZM174 263V262H173ZM181 263H179V264H181ZM213 263V262H212ZM237 263H239V264H241L240 262H237ZM237 263H235L234 262V264H237ZM0 264H2V263H0ZM11 264H14V263H12L11 262ZM16 264V263H15ZM183 264V263H182ZM192 264V263H191ZM195 264V263H194ZM227 264V263H226ZM229 264V263H228ZM233 264V263H232Z\"/></svg>", "mask_w": 264, "mask_h": 264}]
</instances>
